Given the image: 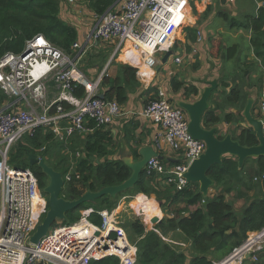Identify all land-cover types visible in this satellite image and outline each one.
<instances>
[{
	"label": "built area",
	"instance_id": "2783aa9c",
	"mask_svg": "<svg viewBox=\"0 0 264 264\" xmlns=\"http://www.w3.org/2000/svg\"><path fill=\"white\" fill-rule=\"evenodd\" d=\"M192 1L196 6L212 0H122L102 16L91 14L92 27L79 35L69 54L36 35L26 41L22 52L0 57V91L7 99L0 107V264H90L108 257L117 258L118 264H136V245L120 229L115 213L106 209H87L78 222L53 227L36 245L31 244L30 237L47 212V199L30 169L8 164V152L13 144L40 127L66 141L74 133H84L87 120L97 126L113 124L121 115L120 105L100 98L101 80L108 66L120 58L136 70L139 82L150 84L163 55L174 49L185 22V10ZM64 2L75 6L78 0ZM99 47L114 51L92 80L78 71V64L89 50ZM174 62L180 64L182 59L174 57ZM48 78L61 94L50 104L42 105ZM72 83L85 88L82 99L71 96ZM62 101L72 109L60 107ZM33 102L43 106L40 112ZM53 107L55 111L51 113ZM257 109L264 137V77ZM140 116L161 130L153 146L156 153L163 144L179 157L175 165L151 158L144 167L146 177L159 178L167 186L183 190L187 185L184 173L205 152V144L188 134L186 113L169 100L162 88H158ZM93 214L99 218V225L91 222ZM263 247L264 229L249 234L215 264H243L247 260L255 263Z\"/></svg>",
	"mask_w": 264,
	"mask_h": 264
},
{
	"label": "trees",
	"instance_id": "16d2710c",
	"mask_svg": "<svg viewBox=\"0 0 264 264\" xmlns=\"http://www.w3.org/2000/svg\"><path fill=\"white\" fill-rule=\"evenodd\" d=\"M116 1L87 0L86 8L90 14L98 17L105 14ZM254 1L260 2L261 6L256 15L246 18L244 27L251 31V45L255 54L261 56L260 51L264 48V0ZM61 2L62 0H0V57L9 52L14 54L22 52L26 41L36 35H42L54 47L69 54L73 43L79 37V32L74 25L66 23L59 17ZM193 33L195 32L193 31ZM211 45H214L213 41H211ZM95 49L97 48H92V52ZM103 52L105 54L92 56L93 54L89 53L86 56L87 58L89 56L100 58V65L90 63V67L97 73L103 70L108 57V53ZM113 60L119 59L116 57ZM115 65L117 66L116 75L105 74L102 77L101 86L106 89L100 90V95L121 106L127 102L128 93L138 89L140 83L136 78L134 68L121 62L110 63V66ZM169 84L173 94H177L183 89V97L186 101L192 100L194 96L198 95L196 87L186 86L175 78L171 79ZM223 87L225 88V85ZM70 94L73 98L80 100L84 97L85 88L78 83H72ZM223 100L231 106H238L241 101L239 90L232 89ZM6 101V96L0 91V107ZM59 105L66 111L72 109L69 104L63 101ZM54 111L55 107L51 109V113ZM219 120L214 111L209 110L205 113L202 123L204 128L208 129L217 124ZM225 122H232L231 115L225 116ZM84 129L86 130L84 133H74L66 147L61 145L49 153L48 149L44 152H39V150L44 148L42 147L44 144L53 145L54 135L49 130L40 127L31 136L27 135L22 138L27 139L26 143L21 139L11 148L8 154V163L15 168L30 169L37 178L39 189L43 191L47 185V178L36 166L30 167L26 158L28 152L42 153L52 162L51 167L61 173L64 178L61 196L70 201L78 199L86 191L97 192L104 187L115 186L128 179L129 169L121 161L108 159L115 147L110 129H107L106 126H97L92 120L85 122ZM233 139L243 147H252L257 144L255 135L250 128L241 129L238 136ZM134 153L136 154L135 151ZM71 154L73 158L75 155L77 157V154L80 155L76 158L77 160H73V171L70 170L68 157ZM94 157L95 160L102 159L103 161L93 163L95 162ZM40 158L46 163L44 158ZM248 161L246 160L243 167L238 169L235 159L224 158L221 166L212 167L207 175L215 183L213 188L221 186L223 189L218 194L211 195L209 193L207 198H203L199 193L198 185L187 184L183 190L178 191L172 185L157 186L156 182L152 183L153 179L146 177L143 172L132 189L118 195L115 199L103 196L95 202L84 203L68 212L66 221L54 224V227L73 225L78 222L82 213L87 209L112 210L119 196L122 197L129 193L154 195L156 200L161 203L160 207L163 213L167 216L170 213L174 215L172 218L163 219L160 225L154 226L157 233L154 230H147L140 223L139 218L128 223L129 229L133 231L134 240L132 242L137 247L136 264H185L184 254L171 250L158 235L159 233L164 237L168 232L175 231L182 234L186 241L191 242L194 254H200L193 255L189 264H213L205 254L215 249L222 256L228 255L233 248L241 245L249 234L264 229V195H258L262 192L261 188H264V178L261 179L264 175V157L254 160L256 169L251 171L245 169ZM244 176L247 181H243ZM67 177L68 180L65 179ZM254 177L261 179L259 183L253 182ZM233 184L243 186L247 191L253 189L257 191V196L243 208L240 217L236 216L233 205L225 200L224 194L234 192ZM158 187L161 190H158ZM42 195L44 196L43 192ZM240 196V194H236V198ZM140 203L141 201L137 198L132 203V207H136ZM180 203L184 204V208L179 206ZM190 208L194 210L188 211ZM135 211L141 215L146 224L151 225L149 220L154 217V214ZM182 212L187 215H182ZM90 220L95 224H100L99 218L95 214ZM263 254L262 252L258 257L260 260L261 257H264ZM90 264H118V260L115 257H108Z\"/></svg>",
	"mask_w": 264,
	"mask_h": 264
},
{
	"label": "crops",
	"instance_id": "0c3cea01",
	"mask_svg": "<svg viewBox=\"0 0 264 264\" xmlns=\"http://www.w3.org/2000/svg\"><path fill=\"white\" fill-rule=\"evenodd\" d=\"M244 5H248L249 7L246 8ZM260 6L261 3L255 2L254 0H212L210 4L196 5V9L194 8L192 11L190 8H186L185 22L182 25L183 31L181 29L177 35L173 49V57L168 59L164 65L160 64L161 66L156 67L154 79L150 84L138 81L140 87L128 93L127 102L120 106L121 115L119 119L107 126V129H110L112 133L115 144L112 155L108 157L109 160L121 161V158L124 156H130L134 160H138L136 154L139 148L143 146H154L161 130L158 126L145 120L140 114L143 112L147 102L154 98L158 88H162L166 92L167 97L172 99L173 93L171 92L169 83L173 78L184 83L186 86L192 85L198 89V95L189 101L198 99L205 81H217V87L211 93L208 104L209 110H213L215 116L220 119L217 124L212 126L219 128L218 134L220 137L230 134L232 138H236L241 129L248 128L243 121L241 124L225 122V116L230 113L232 115H241L248 98L253 100L252 116L259 119V113L254 115L253 108L255 104L258 107V99L262 88L260 79L262 77L261 73L264 71V48L260 51L261 56L255 54L251 45V31L245 28L244 25L246 18L256 15ZM78 7H81L79 1L73 7L64 2L60 9L62 10L61 15H63L61 18L66 23L74 25L80 35L92 27L93 18L90 14L86 18L65 14L66 10H74ZM192 13L194 15L198 14V16L194 18ZM198 33L199 36H197ZM211 41L214 42V45H211ZM177 56L182 59L180 64L174 62V57ZM227 64H233L234 69L231 67L227 68ZM256 77L259 78V83L254 81ZM224 85L225 88L223 87ZM105 89L102 87L101 91ZM232 89H238L240 91V103H238V106L230 105L228 108L224 105L221 106L220 100L218 102L219 97H226ZM180 92L181 97L178 98L179 100L184 99V90L181 89ZM223 111H226V113L222 117ZM158 154L163 157V161L170 165H175L179 159L178 155L172 149L163 144ZM102 161V159L95 160V163ZM245 169L248 171L256 169L255 161L249 160L245 165ZM155 182L156 185L159 184L157 181ZM261 191L258 194L259 196L264 195L263 187ZM232 193L230 192L227 195H232ZM213 194L211 193V195ZM224 195L226 196V194ZM250 196L255 198L257 191ZM137 198L141 203L136 205V207H132V203ZM233 198L237 199L236 195H233ZM246 205L242 207V210ZM179 206L184 208L183 203H180ZM128 207L134 208L141 213L154 214V217L149 220L151 225L146 224L143 220V224L152 230L154 226L160 225L163 219L172 218L174 215L172 213L168 216L164 214L154 195L138 193L134 197H128L126 208ZM235 207L233 205L234 211H236ZM134 209L133 211L136 212ZM192 210L194 209L190 208L188 211ZM136 214L141 216L137 212ZM182 215H187V213L182 212ZM171 233L168 232L164 237L161 236L162 242L170 248L172 246L173 248L171 250L184 254L186 257L185 264H189L192 256L196 254L192 250L191 242L187 241L189 242L187 247L186 240L182 234L183 238L178 237L172 240L169 238ZM176 246L180 247L177 248ZM186 249L188 251H185ZM262 252L264 253V247L261 252L257 253V263L247 260L245 264H264V257H261V260L258 258ZM205 255L213 264L221 262L228 256H222L215 249Z\"/></svg>",
	"mask_w": 264,
	"mask_h": 264
},
{
	"label": "water",
	"instance_id": "95a60500",
	"mask_svg": "<svg viewBox=\"0 0 264 264\" xmlns=\"http://www.w3.org/2000/svg\"><path fill=\"white\" fill-rule=\"evenodd\" d=\"M25 54V53H23ZM172 51H168L161 59L164 65ZM217 81H205L204 87L198 99L186 101L185 99L170 100L175 106L183 110L188 117L187 132L192 139L205 144V152L194 160L184 173L187 184L198 185L199 193L203 198H207L210 190L215 186L213 180L208 177V171L214 166H221L224 158L230 157L237 161L238 168H242L246 160H256L264 157V137L262 135L261 121L252 116L253 100L248 98L243 108L241 116L245 120L248 128L255 135L257 144L252 147H243L236 142L230 134L220 138L218 127L204 128L203 117L209 111L208 100L211 93L216 89ZM103 99V95H100ZM138 160L133 157L124 156L121 158L122 164L130 171L128 179L122 183L104 187L97 192L86 191L81 197L75 200H65L62 196L64 179L61 173L48 166L37 154L27 153V161L30 167L36 166L47 178V185L43 189V194L47 199V212L44 219L37 225L35 232L30 237V243L36 245L53 227L54 224L66 221V214L75 210L84 203H92L103 196L115 199L118 195L132 189L138 182L139 177L144 172V167L151 158L163 159L156 153L152 146H143L137 151Z\"/></svg>",
	"mask_w": 264,
	"mask_h": 264
},
{
	"label": "rangeland",
	"instance_id": "374dc122",
	"mask_svg": "<svg viewBox=\"0 0 264 264\" xmlns=\"http://www.w3.org/2000/svg\"><path fill=\"white\" fill-rule=\"evenodd\" d=\"M79 1V4H80V6L81 7H78V8H76V9H74V10H66V12H65V14H69V15H71V16H82V17H84V18H86L87 17V15L88 14H90L89 12H88V10H87V8H86V2H87V0H78ZM122 0H117L115 3H120ZM114 3V4H115ZM194 3L195 2H190V3H188V5H187V7H189L190 9H191V11L195 8L196 9V7L194 6ZM64 4V0H62V2H61V5H63ZM71 7H73L74 5H70ZM244 7H246V8H248L249 6L248 5H244ZM61 11L62 10H60V14H59V17L61 18V16H63V15H61ZM193 14V13H192ZM91 15V14H90ZM187 15H188V13H187ZM188 16H190V15H188ZM193 16H194V18L195 17H197L198 16V14L197 15H194L193 14ZM237 23H239V22H237ZM182 31H183V29H182ZM103 51H105V52H107L108 53V57H107V59H106V62H105V65L107 64V62H108V60L110 59V57H111V54L113 53V51H114V48H110V49H106V48H103V47H99L98 49H95L93 52H92V50H89L86 54H85V57L83 58V60L82 61H80L79 62V64H78V71L79 72H82V73H84V74H86V76L88 77V78H90V79H92V80H94L99 74H100V72L99 73H97L96 72V70H94V69H92L91 67H90V63L92 64L93 63V65H100V58H91L92 56H94V55H101L102 53L103 54H105ZM89 53H92L93 55L92 56H89L88 58L86 57ZM95 59H97V60H95ZM120 61H121V59L120 58H118ZM119 60H113V61H115V62H118V63H120L119 62ZM112 61V62H113ZM121 63L123 64V62L121 61ZM161 66V65H160ZM105 67V66H104ZM159 67V66H158ZM226 67L227 68H229V67H231L232 69H234V65L233 64H227L226 65ZM108 70H107V72H106V74H108L109 76H114V75H116V72H117V66L115 65V66H108ZM104 69V68H103ZM261 79H260V83L261 82H263V77H264V71L261 73ZM254 81H256L257 83H259V78H255L254 79ZM204 84V83H203ZM100 88H102V86L100 85ZM46 95H45V98L41 101L42 102V105H48V104H50L54 99H56V98H58L59 96H60V94H61V92H60V90L59 89H57V87L54 85V82H53V80L51 79V78H48L47 79V81H46ZM240 92V91H239ZM241 94V93H240ZM221 96V95H220ZM181 97V92L179 91L177 94H172V99H178V98H180ZM223 97H219V99H218V102H219V100H220V103H221V106L222 105H224L226 108H228V107H230V105L229 104H227V103H225L224 102V98L222 99ZM33 104V106L34 107H36V111H38V112H40L41 111V108L43 107L42 105L40 106V104H37V103H32ZM215 104H217V103H215ZM232 109V108H231ZM254 110H255V112H254ZM257 112V113H256ZM225 113H226V111H223L222 112V117L225 115ZM253 114L254 115H257L258 114V110H257V106H256V104H255V106H254V108H253ZM228 115H231V117H232V122L233 123H236V124H241V123H243V122H245V120L243 119V117L240 115V116H238V115H232L231 113L230 114H228ZM243 121V122H242ZM246 123V122H245ZM247 125V124H246ZM212 126H210L209 128H211ZM27 136V135H26ZM26 136H24V137H26ZM23 137V138H24ZM54 142H53V145H50V144H44L42 147H44V148H42V147H40V148H42V149H37V150H39V152H44V151H46L47 149H48V151H49V153L50 152H52V151H54L55 150V148L56 147H59V146H61V145H63L64 147H66L67 146V142L69 141V139L68 140H63V141H61L59 138H56V137H54ZM23 141H25V140H27V139H22ZM17 143V142H16ZM15 143V144H16ZM25 143H26V141H25ZM15 144H13V146H15ZM12 146V147H13ZM11 147V148H12ZM11 148H10V150H11ZM10 150H9V152H10ZM9 152H8V154H9ZM37 153V152H36ZM35 153V154H36ZM37 155L39 156V157H42V158H44L45 159V161H46V163H47V165L48 166H50L51 167V165H52V162L51 161H49V159L47 158V157H44L43 156V154L42 153H37ZM80 156V155H79ZM68 157H69V159H70V170L71 171H73L74 170V163H73V160H77L76 158H78V157H76V155L74 156V158H73V155L71 154V155H68ZM93 161V160H92ZM93 163H95V162H93ZM9 164V163H8ZM11 166V165H10ZM238 169H240V168H238ZM255 178V177H254ZM155 179V181H157V183H159L157 186H166V184H164V182H162V180L161 179H159V178H154ZM243 181H247V178H246V176H244V180ZM253 182L256 184V183H259V181H254V179H253ZM152 183H154V181H152ZM232 187H233V193H232V195H226L225 196V200L228 202V203H230V204H232V205H234V206H236L235 207V209H236V211H235V214H236V216L237 217H240V215H241V213H242V207L244 206V205H246V204H248L250 201H251V199H254V198H252L250 195L252 194V193H254L255 191H256V189H253V190H251V191H247L245 188H243V186H240V185H236V184H233L232 185ZM158 190H161V188L160 187H158L157 188ZM223 189V187H221V186H218V187H216V188H212L211 190V192L210 193H215V194H218L219 193V191H221ZM239 190V192H237ZM136 194H138V193H135V194H132V193H129L128 195H125V196H122V197H118L117 198V200H116V203H115V207L112 209V210H108V211H111V212H114L115 213V215H116V217H117V222H118V225H119V227H120V229L124 232V234L128 237V240H129V242L130 243H132V244H135L134 242H132L133 240H134V237H133V231H131L130 229H129V226H128V223L129 222H131L132 220H134L135 218H139V219H141L140 220V223H142L143 224V218L141 217V216H139V215H137L136 214V212H134L133 211V209L132 208H126V206H127V203H128V197H134ZM236 194H240L241 196L240 197H238L237 199H234L233 198V195H236ZM159 203V205H161V203L160 202H158ZM162 206V205H161ZM44 218H42V220H43ZM143 225H145V224H143ZM146 227H147V229L148 230H152V229H149L150 227H148L147 225H145ZM153 230L155 231V233H157V231L153 228ZM159 235V234H158ZM159 237L161 238V240H162V237L159 235ZM178 237H182L181 236V234H179V232H177V231H175V232H172L171 234H170V236H169V238L170 239H172V240H174V239H177ZM183 238V237H182ZM139 241V239L137 240V242ZM188 244H189V242H187L186 241V245H187V247H188ZM177 248H179L180 246H176ZM171 248H173L172 246H171ZM182 248V247H181ZM185 251H188L187 249L185 250ZM257 263V262H256Z\"/></svg>",
	"mask_w": 264,
	"mask_h": 264
},
{
	"label": "clouds",
	"instance_id": "9594fccd",
	"mask_svg": "<svg viewBox=\"0 0 264 264\" xmlns=\"http://www.w3.org/2000/svg\"><path fill=\"white\" fill-rule=\"evenodd\" d=\"M170 51L173 52V50H170ZM163 56H164V55H163ZM172 56H173V55H172ZM170 57H171V56H170ZM170 57H169V58H170ZM160 64H161V61H160ZM158 66H159V65H158ZM150 100H152V99H150ZM169 100H173V99H170V98H169ZM172 103H174V102H172ZM221 138H222V137H221ZM227 158H230V157H227ZM63 179H64V178H63Z\"/></svg>",
	"mask_w": 264,
	"mask_h": 264
}]
</instances>
